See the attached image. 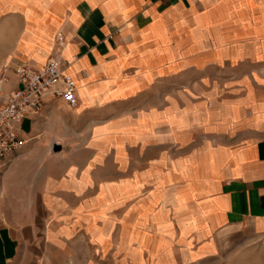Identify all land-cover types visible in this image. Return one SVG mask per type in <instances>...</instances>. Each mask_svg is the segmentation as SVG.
<instances>
[{"label": "crops", "instance_id": "1", "mask_svg": "<svg viewBox=\"0 0 264 264\" xmlns=\"http://www.w3.org/2000/svg\"><path fill=\"white\" fill-rule=\"evenodd\" d=\"M6 1L19 24L5 64L57 53L75 82L74 105L45 99L20 135L84 138L34 153L41 138L25 141L1 160L0 264H96L97 250L127 260L141 245L132 231L176 233L202 252L224 234L264 235V98L245 86H264V0ZM234 83L244 91L222 108L201 113L189 99Z\"/></svg>", "mask_w": 264, "mask_h": 264}, {"label": "rangeland", "instance_id": "2", "mask_svg": "<svg viewBox=\"0 0 264 264\" xmlns=\"http://www.w3.org/2000/svg\"><path fill=\"white\" fill-rule=\"evenodd\" d=\"M7 6L6 0H0V68L5 64L8 54L10 53V42L12 37L15 36L16 28L19 24V19L14 17H9L6 14L5 8ZM19 63V62H17ZM246 69V68H245ZM247 73V72H246ZM247 73L246 75H249ZM250 78V77H249ZM251 79V78H250ZM246 90L251 91L253 97L264 98V86L260 85L257 82L248 80L245 83ZM209 91V88L203 87L198 90L196 95L191 94L190 98L198 99L200 105L199 110L201 113L206 109H219L222 108V104L225 99H232L234 96H237L242 91H244L243 85L238 84H224L217 86L214 90V93L210 96L206 95V92ZM188 103L184 102L182 108L189 106L191 102L187 100ZM185 109V108H184ZM43 120L44 116H36L34 120ZM39 129L33 136L30 137L28 141H37L36 148L31 149V153L37 152L38 150L46 149V151H60L63 149H74L77 146L80 147V142H82L84 136L83 133H78V135L72 136V133L68 130L66 131L63 127H56L57 136H53V133L42 135L38 134ZM46 131L45 129H42ZM202 136H209V133L205 132ZM74 137V139H73ZM58 140V141H55ZM58 148H55V146ZM188 146H178L181 150L187 148ZM176 148V147H175ZM174 148V149H175ZM19 150L15 155L10 157H18ZM178 153L171 152V154ZM33 156V154H32ZM136 157L134 149L123 150L122 158L126 165L130 166L133 158ZM5 167H2L0 170H3ZM12 179L9 184L7 200L10 201V205L14 208L19 207L18 204L21 202V192L20 189L22 186L18 183V177ZM1 199H0V209H1ZM137 237L141 243L140 246L131 245V254L129 259L122 260L119 256L115 258L113 256L106 255L105 251L101 253L96 251L95 261L96 264H264V235L262 234H250L247 232H239L237 234H224L219 236L216 245L213 246L209 251H198L197 244H188L183 240L179 239L177 234H173L171 238L167 237V232H151L143 231L142 233H133L130 232L126 235V238L129 242ZM78 256H81V252H78ZM79 264H84V261H80ZM92 264V263H88Z\"/></svg>", "mask_w": 264, "mask_h": 264}, {"label": "built area", "instance_id": "3", "mask_svg": "<svg viewBox=\"0 0 264 264\" xmlns=\"http://www.w3.org/2000/svg\"><path fill=\"white\" fill-rule=\"evenodd\" d=\"M61 35L56 36L57 44ZM57 53H50L40 64L27 62L4 64L0 68V166L1 160L15 155L26 141L20 135V121L36 115L47 98H58L66 106L76 102L75 82ZM10 70L17 86L3 89L5 71Z\"/></svg>", "mask_w": 264, "mask_h": 264}, {"label": "water", "instance_id": "4", "mask_svg": "<svg viewBox=\"0 0 264 264\" xmlns=\"http://www.w3.org/2000/svg\"><path fill=\"white\" fill-rule=\"evenodd\" d=\"M55 148H58V146L56 145Z\"/></svg>", "mask_w": 264, "mask_h": 264}]
</instances>
